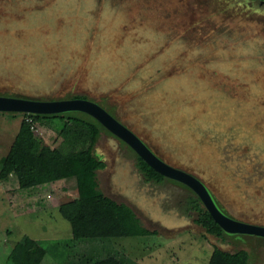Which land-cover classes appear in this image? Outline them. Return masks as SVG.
Returning <instances> with one entry per match:
<instances>
[{
  "label": "rangeland",
  "instance_id": "rangeland-1",
  "mask_svg": "<svg viewBox=\"0 0 264 264\" xmlns=\"http://www.w3.org/2000/svg\"><path fill=\"white\" fill-rule=\"evenodd\" d=\"M4 94L104 103L160 158L199 178L226 215L264 226V2L0 0ZM24 114L0 112V163ZM31 130L49 148L62 142L45 120ZM93 151L105 167L88 183L156 234L77 241L58 210L77 198L75 180L20 188L11 175L0 179V264L24 235L47 250L40 264H84L106 247L137 264H207L214 248L245 249L249 264H264V238L206 233L193 194L149 180L110 132Z\"/></svg>",
  "mask_w": 264,
  "mask_h": 264
},
{
  "label": "trees",
  "instance_id": "trees-1",
  "mask_svg": "<svg viewBox=\"0 0 264 264\" xmlns=\"http://www.w3.org/2000/svg\"><path fill=\"white\" fill-rule=\"evenodd\" d=\"M248 1L264 2V0ZM2 96L14 97L9 94ZM69 98L86 99L81 95ZM100 104L106 106L104 103ZM24 115L28 118L22 120L8 153L1 159V180H6L12 175L20 188H32L64 179H74L77 186V198L60 204L58 210L70 224L72 237L77 241L141 238L156 234L155 231H150L141 225L129 206L114 201L104 195L95 184L88 183L89 178L94 179L97 171L105 167V163L93 151L100 133L108 132L98 121L80 112L54 115L25 113ZM44 120L62 138L61 144L56 148L43 145L31 130L33 122ZM73 141L78 142L79 146H76ZM134 154L137 169L149 180L155 183L163 181L178 183L158 174L135 152ZM183 187L193 194L198 203L195 224L216 237L235 236L225 233L212 219L199 198L189 188L184 185ZM215 203L217 204L216 201ZM218 208L223 211L220 206ZM94 251L84 264H137L112 247ZM46 254L47 250L42 245L24 235L13 246L8 262L9 264H40ZM207 264H249V253L245 249L230 252L214 248Z\"/></svg>",
  "mask_w": 264,
  "mask_h": 264
},
{
  "label": "water",
  "instance_id": "water-1",
  "mask_svg": "<svg viewBox=\"0 0 264 264\" xmlns=\"http://www.w3.org/2000/svg\"><path fill=\"white\" fill-rule=\"evenodd\" d=\"M28 104H62L60 109H30L21 107ZM0 112L26 113L36 115H54L67 112L84 113L98 121L108 132L129 146L150 168L163 177L189 188L202 202L217 225L227 234L252 235L264 238V226L240 221L223 213L212 198L205 184L196 176L174 167L160 158L134 131L120 122L98 103L88 99L37 100L0 95Z\"/></svg>",
  "mask_w": 264,
  "mask_h": 264
},
{
  "label": "bare ground",
  "instance_id": "bare-ground-1",
  "mask_svg": "<svg viewBox=\"0 0 264 264\" xmlns=\"http://www.w3.org/2000/svg\"><path fill=\"white\" fill-rule=\"evenodd\" d=\"M67 105H58V104H52V105H42V104H28V103H22L21 104V107H24V108H30V109H60V108H63V107H66Z\"/></svg>",
  "mask_w": 264,
  "mask_h": 264
}]
</instances>
